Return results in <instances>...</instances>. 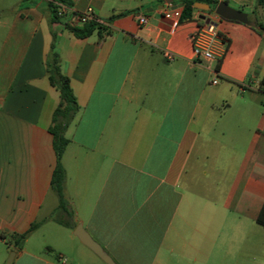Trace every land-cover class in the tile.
<instances>
[{
    "label": "crops",
    "instance_id": "1",
    "mask_svg": "<svg viewBox=\"0 0 264 264\" xmlns=\"http://www.w3.org/2000/svg\"><path fill=\"white\" fill-rule=\"evenodd\" d=\"M57 1L0 0V264L12 251L11 264H106L79 223L117 264H264V32L221 18L210 61L193 47L211 7L181 20L180 0H70L103 25L78 38L73 14L53 18ZM224 1L263 22L264 3ZM52 45L79 104L61 158L73 227L44 212L57 162ZM50 220L55 259L29 247Z\"/></svg>",
    "mask_w": 264,
    "mask_h": 264
},
{
    "label": "trees",
    "instance_id": "2",
    "mask_svg": "<svg viewBox=\"0 0 264 264\" xmlns=\"http://www.w3.org/2000/svg\"><path fill=\"white\" fill-rule=\"evenodd\" d=\"M71 6L70 0H59ZM183 3V8L181 12V20H187L192 18V13L194 10V4L196 2H203L210 4V11H214L218 0H180ZM259 4H263L264 0H257ZM53 18L59 19L62 17L57 16L55 12V6L51 5ZM125 12L121 13L124 14ZM121 14H114L108 18V21H112L115 17ZM257 22V27L261 32H264V23L260 21ZM101 22L90 20L84 24L68 25V28L74 33L78 38H84L91 35L96 29L102 28ZM220 61L216 63V68H219ZM46 69L51 85H53L59 92V102L53 112L52 122L49 127V131L53 136V147L56 153L57 162L53 170L51 178V188L56 192L58 196V209H60L64 216L57 218L56 220L64 225L72 226L70 223V210L68 209V201L64 195V184L66 179V170L61 161L63 151L68 143V138L65 132L68 126L73 122L75 116L79 111V104L76 95L71 86L70 78L64 73L62 69V61L60 54L54 49V45L51 47V51L46 58ZM261 88L264 91V76L260 82ZM257 221L259 224L264 226V204L258 215ZM38 223H33L28 231L21 234H12L15 238L14 244L17 247H22L26 238L32 230L37 227Z\"/></svg>",
    "mask_w": 264,
    "mask_h": 264
},
{
    "label": "built area",
    "instance_id": "3",
    "mask_svg": "<svg viewBox=\"0 0 264 264\" xmlns=\"http://www.w3.org/2000/svg\"><path fill=\"white\" fill-rule=\"evenodd\" d=\"M55 12L59 17H64L68 13L73 14V21L75 25L84 24L90 20L100 22L92 7H88L81 11H73L71 6L68 4L57 1L55 3ZM221 18L222 17L220 15L213 11L211 15L204 16L201 20L194 39L193 52L196 57L213 61L221 56L222 50L219 48L223 43V39L218 30V21ZM138 20L140 24H146L148 22V19L145 15L139 16ZM165 55L169 59L173 57L171 52H166ZM212 82L216 84L218 82L217 78H215Z\"/></svg>",
    "mask_w": 264,
    "mask_h": 264
},
{
    "label": "rangeland",
    "instance_id": "4",
    "mask_svg": "<svg viewBox=\"0 0 264 264\" xmlns=\"http://www.w3.org/2000/svg\"><path fill=\"white\" fill-rule=\"evenodd\" d=\"M246 13H248V12H246ZM263 22H264V19H263ZM263 43H264V41H263ZM215 78H217V80H220V77H218V76H216ZM212 89L216 90L217 87L213 86ZM219 99H218V101H220V103H222L224 101V99L229 100L230 96L228 94H226V95L223 94V95H220ZM58 203H59L58 196H57L56 192L53 191V193L50 195L47 203L45 204L44 212L48 211L47 215L52 214V216L55 220L57 218H61L64 216L63 212L60 209H58ZM68 209L70 210V212H72V213H70L71 215L69 217L71 220V219H73V211L71 210L69 203H68ZM55 222L56 221H54V220H50V222L47 223L45 225V227H43V229L39 233H36L35 235H33V237H31V239L29 240V247L31 249L37 250L39 248L41 249V247H42L41 250L54 259L56 258V255L58 254V249L54 248L53 245L59 244V236H58V232L56 231V228H58V227H57V224ZM258 240H259V245L264 244V236L261 232H259V234H258ZM51 248H54V250ZM132 253L136 254L137 252H132ZM261 253L262 252L260 251L259 256L262 255ZM9 256H10V253H9ZM126 259H128V257ZM99 262H101V261H99ZM142 262H144V261H142ZM126 263L127 264H136L133 261H128ZM102 264H104V263H102Z\"/></svg>",
    "mask_w": 264,
    "mask_h": 264
},
{
    "label": "water",
    "instance_id": "5",
    "mask_svg": "<svg viewBox=\"0 0 264 264\" xmlns=\"http://www.w3.org/2000/svg\"><path fill=\"white\" fill-rule=\"evenodd\" d=\"M183 5V4H180ZM196 6L207 7L210 5L208 3L196 2ZM215 13L220 15L224 19L236 20L245 23L250 26H257V22L249 17V14L245 11L231 6L228 2L220 0L214 9ZM74 234L79 238V240L89 247L101 260L106 264H117L115 259L103 248V246L84 228V226L79 223L74 228ZM15 251L10 253L5 264H11Z\"/></svg>",
    "mask_w": 264,
    "mask_h": 264
}]
</instances>
